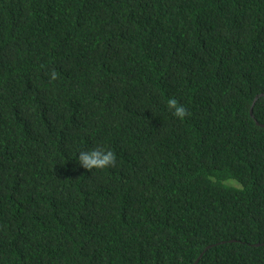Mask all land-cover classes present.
<instances>
[{"label": "trees", "instance_id": "1", "mask_svg": "<svg viewBox=\"0 0 264 264\" xmlns=\"http://www.w3.org/2000/svg\"><path fill=\"white\" fill-rule=\"evenodd\" d=\"M261 94L264 0H0V264H264Z\"/></svg>", "mask_w": 264, "mask_h": 264}, {"label": "clouds", "instance_id": "2", "mask_svg": "<svg viewBox=\"0 0 264 264\" xmlns=\"http://www.w3.org/2000/svg\"><path fill=\"white\" fill-rule=\"evenodd\" d=\"M50 76L52 81L59 78V74L55 70H52ZM167 107L172 111V114L181 121L190 115L187 108L183 104L178 103L174 97L167 100ZM116 160V154L103 146H97L87 151L81 150L78 154L79 164L89 171L114 167L116 165Z\"/></svg>", "mask_w": 264, "mask_h": 264}, {"label": "water", "instance_id": "3", "mask_svg": "<svg viewBox=\"0 0 264 264\" xmlns=\"http://www.w3.org/2000/svg\"><path fill=\"white\" fill-rule=\"evenodd\" d=\"M260 97H264V94H261V95H259V96H257V97L255 98V100H254V102H253L252 109H251V115H252V116H253V108H254V105H255L256 101H257ZM262 127H264V126H262ZM257 245H259V244H257Z\"/></svg>", "mask_w": 264, "mask_h": 264}]
</instances>
